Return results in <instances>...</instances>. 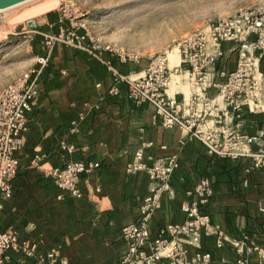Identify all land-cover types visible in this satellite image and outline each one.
I'll return each mask as SVG.
<instances>
[{"label":"crops","instance_id":"crops-1","mask_svg":"<svg viewBox=\"0 0 264 264\" xmlns=\"http://www.w3.org/2000/svg\"><path fill=\"white\" fill-rule=\"evenodd\" d=\"M47 13L33 32L54 33L61 24L68 26L58 14L57 20ZM38 45L36 57L45 54ZM102 56L122 74L143 71L150 59L131 65L106 53ZM43 71L40 93L22 134L12 197L0 196V232H14L36 242L41 255L54 247L69 264H121L126 249L121 229L139 219L140 206L155 185L145 171L127 169L136 150L144 145L149 163L172 155H178L180 163L171 179L174 194L163 196L150 221L153 234L161 226L184 219L181 204L186 192L208 177L214 187L207 206L213 223L236 237L248 233L250 241L264 249V169L250 171L248 158L210 155L184 128L164 127L152 105L130 100L127 84L114 81L108 66L87 52L58 43ZM112 86L118 88L117 94L109 92ZM80 113L85 118L73 130L72 121ZM263 126L264 112L247 115L243 123L250 134ZM61 141L76 144L77 150L63 153ZM36 154L43 155L41 163L46 168L75 160L99 162L100 166L81 177L80 198H60L62 191L53 178L32 163ZM202 249L213 253L211 264H235L248 255L231 245L217 249L211 237L203 238ZM11 254L8 264H36L33 258ZM250 259L258 264L256 253Z\"/></svg>","mask_w":264,"mask_h":264},{"label":"built area","instance_id":"built-area-1","mask_svg":"<svg viewBox=\"0 0 264 264\" xmlns=\"http://www.w3.org/2000/svg\"><path fill=\"white\" fill-rule=\"evenodd\" d=\"M80 8L72 2L61 7V24L54 33L37 31L42 36L44 55L37 57L36 66L14 76L0 88V196L12 197L13 181L19 171V153L23 148L22 134L28 128V115L39 96V79L48 64L54 47L64 44L87 52L104 62L114 81L124 82L128 96L135 104L149 103L155 117L166 128L182 127L191 139L199 141L210 155L218 158L251 159L249 170L264 169V126L256 133L244 130L245 117L264 112V6L242 8L235 13L218 16L179 39V62L171 66L166 49L152 55L141 72L122 74L106 53L119 63L139 65L143 58L137 51L116 46L97 37ZM36 27V25H35ZM173 86V87H172ZM109 92L117 94L112 86ZM181 96V98H179ZM84 113L72 121L73 130ZM60 150L71 154L77 145L61 141ZM43 155L36 154L32 163L45 175L53 178L62 191L60 198H80L83 175L99 168L94 161H68L63 166L46 168ZM179 156L145 159L144 145L135 152L128 171H145L154 181L149 194L140 206L136 222L122 227L126 249L121 264H211L213 253L203 251L202 240L211 237L217 249L226 245L236 248L241 256L235 264H264V249L250 241V235L233 236L213 223L207 206L214 193L208 177H202L193 189L186 192L181 204L184 219L171 222L153 234L150 221L161 207L165 194H174L171 179L179 167ZM33 258L36 264H69L58 249L39 253L36 242L21 238L14 232H0V264L12 260L11 253Z\"/></svg>","mask_w":264,"mask_h":264},{"label":"rangeland","instance_id":"rangeland-1","mask_svg":"<svg viewBox=\"0 0 264 264\" xmlns=\"http://www.w3.org/2000/svg\"><path fill=\"white\" fill-rule=\"evenodd\" d=\"M44 1L37 0L0 13V88L14 76L36 66V48L39 44V49H42L43 43L36 41V36L41 35L33 30L46 19V12L55 10L61 16V7L66 2L75 3L80 8L81 16L86 18L97 37L135 50L143 59L171 50L186 33L218 16L235 13L242 8L264 6V0ZM46 2H54V7L19 20L21 14H28L34 6L38 9Z\"/></svg>","mask_w":264,"mask_h":264},{"label":"bare ground","instance_id":"bare-ground-1","mask_svg":"<svg viewBox=\"0 0 264 264\" xmlns=\"http://www.w3.org/2000/svg\"><path fill=\"white\" fill-rule=\"evenodd\" d=\"M34 1H37V0H29V1H26V2H24V3H22V4H19V5H17V6H14V7H12V8H9V9H6V10H3V11H0V13L1 12H5V11H9V10H12V9H15V8H17V7H21L22 5H27V4H29V3H31V2H34ZM44 1V0H43ZM47 1V0H46ZM45 2V1H44ZM40 3V2H39ZM37 7H39V6H37ZM54 7V2H46V4L44 3V5H42L40 8H38V9H35V6H34V9H33V11L32 10H30V11H32V12H30V13H28V14H25V12H24V14H21V17L19 18V15H18V18H19V20L23 17V18H25L26 16L28 17V16H31V15H36V14H40V13H43V12H46L47 10H50V9H52ZM31 9V8H30ZM28 10H29V8H28ZM27 10V11H28ZM29 12V11H28ZM23 15V16H22ZM15 17H17V16H15ZM15 21V20H14ZM169 59H170V61H171V66H174V65H176L178 62H179V55H178V49H177V47H174V49L172 50V51H170L169 52Z\"/></svg>","mask_w":264,"mask_h":264},{"label":"water","instance_id":"water-1","mask_svg":"<svg viewBox=\"0 0 264 264\" xmlns=\"http://www.w3.org/2000/svg\"><path fill=\"white\" fill-rule=\"evenodd\" d=\"M29 0H0V11L12 8Z\"/></svg>","mask_w":264,"mask_h":264},{"label":"trees","instance_id":"trees-1","mask_svg":"<svg viewBox=\"0 0 264 264\" xmlns=\"http://www.w3.org/2000/svg\"><path fill=\"white\" fill-rule=\"evenodd\" d=\"M47 15L50 16V17H52L53 15H55V19L57 18V20H58V17H57V11H55V10L49 11V12L47 13ZM50 19L53 20L54 18H50ZM40 40H42V37L39 36V35H37V36H36V41L39 42ZM43 70H44V69H43ZM43 70H42L41 75H42L43 72H44ZM41 75H40V76H41Z\"/></svg>","mask_w":264,"mask_h":264}]
</instances>
